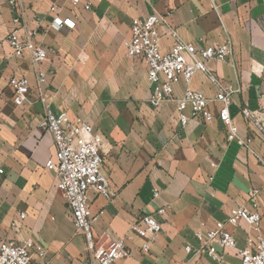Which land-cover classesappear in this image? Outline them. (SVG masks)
Listing matches in <instances>:
<instances>
[{
  "label": "crops",
  "instance_id": "0c3cea01",
  "mask_svg": "<svg viewBox=\"0 0 264 264\" xmlns=\"http://www.w3.org/2000/svg\"><path fill=\"white\" fill-rule=\"evenodd\" d=\"M53 6L65 21L61 29L53 26ZM22 8L28 26L38 30L36 41L50 49L43 69L49 74L52 112H66L73 120L81 117L103 136V171L113 196L89 195L98 246L125 237L140 216L151 214L164 223L159 239L144 253L143 241L132 238L131 256L118 264H219L199 252L195 233L226 222L235 208H253L249 194L255 188L261 191L264 237V168L256 157L228 143L218 120L183 127L175 102L152 108L147 66L125 49L132 20L156 12L171 13L188 43L207 47L230 41L240 72L216 61L207 66L235 90L244 89L233 95L232 117L240 134L246 135L240 108H258L254 85L264 91V0H80L77 5L70 0H24ZM15 14L9 0H0V241L40 243L46 257L35 256V264H78L86 240L56 188V175L46 168L56 148L53 136L41 129L44 107L34 90L23 106L12 101L13 76L28 78L33 89L36 81L30 58L14 57L7 41ZM171 46L169 39L162 42L164 51ZM191 88L209 98L216 93L202 72L195 75ZM185 89L181 80L175 85V98ZM219 108L217 102L210 105L215 115ZM187 111L191 114L192 108ZM253 147L264 153L260 141ZM161 208H167L164 216L157 215ZM230 230L238 247H246L248 225L241 222ZM221 264L242 262L231 251L224 253Z\"/></svg>",
  "mask_w": 264,
  "mask_h": 264
},
{
  "label": "built area",
  "instance_id": "2783aa9c",
  "mask_svg": "<svg viewBox=\"0 0 264 264\" xmlns=\"http://www.w3.org/2000/svg\"><path fill=\"white\" fill-rule=\"evenodd\" d=\"M23 1L9 0L16 14L13 17V30L7 41L14 57L30 58L36 81L33 89L28 78L13 76L9 80L13 93L12 101L17 107L23 106L30 101L34 90L44 107L45 115L41 129L53 136L56 148L55 157L46 162V168L56 175V188L66 200L76 230L83 234L86 240V249L78 264H118L131 256L129 241L134 237L143 241L141 250L147 253L159 239L164 226L163 222L151 214L140 216L130 226L125 237L109 241L107 246H98L95 241L94 216L89 195L94 193L105 199H111L113 196L110 180L103 171V136L81 117L73 120L66 112L58 115L52 112L47 95L49 74L43 69L50 49L43 42L36 41L38 30L28 26L26 12L22 8ZM70 1L74 5L80 2ZM85 8L89 9V5ZM58 10V7L53 6L50 12L54 15L53 26L61 29L65 26V21L59 16ZM171 17V13L156 12L144 18L133 19L130 38L125 41L127 54L132 58H142L147 66L150 84L149 105L154 109H161L167 103L175 102L183 127H188L191 122L201 125L220 121L225 127L227 142L237 143L242 149L250 152L264 168V153L253 147L256 141H260L264 149V91L254 85L258 108L252 109L248 105L240 108L247 125L246 135H241L232 117V106L235 105L233 95L244 93V89L235 90L207 66L208 62L216 61L232 66L239 73V64L231 42L207 47L188 43L180 36ZM36 20L39 21V18ZM165 39L172 41L168 51H164L162 47ZM199 72L204 73L216 88L212 98L191 88L192 80ZM181 80L186 83V89L181 97L175 98L174 88ZM213 102L220 104L217 115L210 109ZM189 106L192 108L191 114L187 111ZM2 173L0 170V174ZM260 193V189L255 188L249 194L254 203L253 208H235L226 222L217 221L214 228L197 231L195 236L201 245L199 252L206 253L219 264L223 262L224 253L231 251L235 252L242 264H264V237L261 235L263 217L258 201ZM157 195L158 191L155 190L154 196ZM166 212L167 208H161L157 215L164 216ZM20 218L25 219L26 215L21 213ZM241 222L249 227L244 248L238 247L236 237L230 230L239 227ZM16 226V223L12 224V227ZM185 250L190 252L191 247L187 246ZM35 256L44 259L46 249L33 239L23 243L13 240L0 241V264H35Z\"/></svg>",
  "mask_w": 264,
  "mask_h": 264
}]
</instances>
